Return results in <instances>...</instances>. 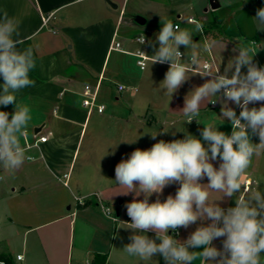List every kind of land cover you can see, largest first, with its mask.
<instances>
[{
  "label": "crops",
  "instance_id": "1",
  "mask_svg": "<svg viewBox=\"0 0 264 264\" xmlns=\"http://www.w3.org/2000/svg\"><path fill=\"white\" fill-rule=\"evenodd\" d=\"M110 1L116 6L107 0H0V18L7 13L19 20L18 38L24 41L19 47H31L36 59V67L30 73L34 86L16 94L17 104L29 107L32 117L20 143L24 147L31 143L38 127L49 137L47 142L25 148V163L14 174L0 168V202L3 214L8 217L4 223L9 227L0 242L8 241V231H15L25 249V253H17L23 259L13 261L14 264H90L97 253L106 255L104 264H165L159 255L151 261H140L123 251L133 234L123 223L131 222L125 205L132 202L135 193L121 194L127 189L115 182V167L135 149H149L159 140L183 139L186 132L200 138V126L194 133L189 127H182L180 124L185 118L178 111L184 106L189 91L207 78L196 73L198 70H191L189 79L172 98L160 84L164 74H155V78L161 79L158 81L136 78L129 68V56L135 58L132 51L137 44L131 30L121 32L119 27L127 0ZM156 1L161 5L150 11L149 25L136 34L147 38L145 48L149 61H153L151 56L159 47L156 34L161 26L157 23L161 18H168L160 16L158 10L178 7L172 22L183 28L193 29L196 23L200 24L192 14L188 17L197 22L188 21V17L186 23L180 22L177 17L182 15L180 5L170 6L168 0ZM215 1L219 5L214 12L219 15L223 36L209 37L202 29L193 40L199 44L202 59L212 56L219 65L222 58L220 72L223 73L228 60L238 54L233 49L243 43L240 35L256 42L257 37L253 35L256 13L252 8L254 4L264 5V0H238L227 7H223L221 0ZM209 7L210 0L204 14ZM138 16L129 24L131 28L148 24L143 16L145 22L139 23ZM116 41L126 51L112 48ZM205 45H210L208 51H204ZM254 62L262 66L257 59ZM87 84L98 86L97 102L105 105L103 111L89 110L83 105ZM120 84L125 89L120 90ZM229 106L239 112V107L232 102ZM220 109L219 100L207 103L199 117L213 121L220 115ZM14 110V104L0 106V111L12 113ZM158 132L156 139H152L151 134ZM219 163V160L213 161L216 167ZM207 182L206 178L201 181ZM178 187L179 184L166 186L159 197L161 201L170 194L174 196ZM221 195L212 193L211 197L218 199ZM24 197L30 202H13ZM77 197L85 203H79ZM156 198L154 193L149 202H155ZM138 199H143V194ZM219 203L225 209L235 206L234 199L225 198ZM105 207L111 209L112 216L105 213ZM200 223L180 228L177 233L169 230V235L186 240ZM147 235L155 237L153 232ZM222 239L214 240V246L221 248ZM199 250L202 249L195 251ZM193 264H202V261L197 259Z\"/></svg>",
  "mask_w": 264,
  "mask_h": 264
},
{
  "label": "clouds",
  "instance_id": "2",
  "mask_svg": "<svg viewBox=\"0 0 264 264\" xmlns=\"http://www.w3.org/2000/svg\"><path fill=\"white\" fill-rule=\"evenodd\" d=\"M253 18L257 31H264V7ZM160 22L162 27L156 34L159 47L151 56L152 64H169L160 84L172 98L189 79L191 69L201 66L199 44L193 36L202 33V25L182 29L166 18ZM19 23L7 13L0 18V106L15 105L12 113L0 111V168L8 174H14L25 163L20 138L32 119L29 107L17 104L16 94L35 84L30 78L36 67L34 51L19 47L24 43L18 38ZM145 39L144 35L138 37L140 44ZM181 46L188 51L182 53ZM209 47L205 45L204 51ZM233 51L238 54L228 60L223 73L222 58L215 70L205 65L196 72L207 79L189 91L178 111L184 122L201 123L197 119L201 108L219 100V117L231 124L230 134L219 131V124L202 123V139L186 132L183 139L159 140L149 149H135L116 165L115 182L127 189L121 194L135 193L132 202L125 205L131 222L122 221L133 233L129 236L131 242L122 248L128 256L151 261L159 255L165 264H193L197 259L202 264H262L264 191L250 188L242 178L251 168L253 157L264 151V66L254 62L257 52L243 44ZM229 102L240 108L239 115ZM257 103L259 107H249ZM159 134H151L152 139ZM252 136H258V144L252 142ZM217 160L218 167L213 164ZM205 178L208 182L201 183ZM172 184H179L175 195L161 201L164 188ZM154 193L155 202H149ZM212 193L222 195L214 199ZM141 194L143 199H138ZM225 198L234 199L235 206L221 207L219 201ZM197 221L201 223L186 240L169 235V230L177 233ZM148 232L155 233V237L150 238ZM220 238L222 247L217 248L213 241Z\"/></svg>",
  "mask_w": 264,
  "mask_h": 264
},
{
  "label": "rangeland",
  "instance_id": "3",
  "mask_svg": "<svg viewBox=\"0 0 264 264\" xmlns=\"http://www.w3.org/2000/svg\"><path fill=\"white\" fill-rule=\"evenodd\" d=\"M238 0H221L223 7L227 5H229L230 3H235ZM168 3L170 4V6L172 5H180L181 9L179 10V12L182 14L180 18H178V20L182 23H186L187 22V17L189 16V14H192L194 17L198 18L200 24L202 21H206L209 18H217L219 19V15H217L216 12H213L214 9L209 7V10L205 13V7L206 4L208 5L209 0H168ZM161 5L160 1H156V0H127V2L125 3V11L122 14L121 17V22H120V30L121 32H125V31H129L131 30V35L135 36L136 34H138V32L141 30L140 28H144L146 26L149 25L150 22V11L153 10L155 7H159ZM169 6V7H170ZM222 7V8H223ZM261 7H264V5H259V4H254L253 6V12H257V10ZM169 10L166 9H161L158 10L159 13L161 14L160 16L163 17H168L169 20H174V17H176V13L175 12L177 8H168ZM120 11V8L117 10V12ZM156 11V10H155ZM203 14V15H202ZM137 15L143 16L145 18H147L148 20V24H146L145 26L140 25L139 28H131L129 26L130 23L133 22V20L135 19V17ZM202 15V16H201ZM223 16V15H222ZM221 16V17H222ZM167 18V19H168ZM157 26H161V22L159 21V23H157ZM256 26V24H255ZM254 26L253 29V35H255L257 37L256 42L251 41V39H244L241 35H240V41L243 42L242 44L244 46H247L249 48L252 49L253 52H257L254 60L257 59L259 61V63L264 66V47H260L259 45L264 44V31H257V28ZM182 29H184L182 26H180ZM198 34V33H196ZM194 34V35H196ZM216 35L218 36H223V33H217ZM181 48L185 49L183 46H181ZM130 59V63H129V68L130 71L133 72V74L136 76V78L138 79H143V80H147V79H151V80H161L160 77H156L155 78V74L157 75H165V73L168 71L169 65L166 64H160V63H154L152 64V61L148 62V66L145 70H141L135 63V58L132 56H129ZM133 75V76H134ZM134 76V78H135ZM118 80V79H117ZM116 80V81H117ZM259 107L260 104L257 103L255 105H249V107ZM239 112H237L238 115ZM201 118V119H200ZM201 123H197L196 120H193L191 123H186L183 121L181 122L180 125H182V127L186 126L189 127L190 130H192V132L196 131V129L199 127L200 132H198V136L202 139L200 133L201 130L203 129L204 124H211V123H215V124H219L218 125V130L219 131H223L226 134H230L232 131V126L229 122H227L225 120V122L223 123V120L221 117H217L215 118L213 121L207 119L205 116H200L197 118ZM209 121V122H208ZM223 123V124H220ZM201 124V125H200ZM193 132V133H194ZM189 134H192L191 132H189ZM252 142L253 143H259V138L258 136H252L251 137ZM244 179V183L246 184V181L248 180V185L250 188L252 189H258L260 191H264V151H261V153L258 156L253 157V164L251 166V168L248 170L247 173H245V176L243 177ZM27 196V195H26ZM21 200H25L27 203L30 202L29 200H26V198H17V200L15 199L13 202L16 204V202H20ZM40 203V201H36V203ZM33 203V202H32ZM1 204V208L0 209V239L6 234L7 231V225L6 223H4L6 220L7 215L4 213L3 214V203L0 202ZM15 218H21V216L15 215ZM14 230V229H13ZM2 236V237H1ZM7 236L9 237L8 241L6 240H2L0 242V250L2 251V253L0 254V259H6L7 261H9L6 264H14L13 261H18L16 259V255L18 252H22L25 253V249L22 246L21 243V238L19 237V235H17L14 232H9ZM22 263V262H19Z\"/></svg>",
  "mask_w": 264,
  "mask_h": 264
},
{
  "label": "built area",
  "instance_id": "4",
  "mask_svg": "<svg viewBox=\"0 0 264 264\" xmlns=\"http://www.w3.org/2000/svg\"><path fill=\"white\" fill-rule=\"evenodd\" d=\"M44 21L46 22L47 21V18H44ZM188 21L190 22H197V20L193 17H188ZM175 24H178V23H175ZM179 25V24H178ZM143 36L142 34H139V35H136L134 36L133 40L134 42L137 44L136 48L132 51L133 55L135 56L136 58V64L138 65V67L141 69V70H145L148 66V61L150 59V56L145 48V45L147 43V38L145 39V43L144 44H140L139 40H138V37H141ZM114 49H118V50H122V51H126V49H124V47L122 46L121 42L120 41H116L114 46L112 47ZM182 53H185L184 51L180 50ZM185 61L184 63L187 64L188 61H187V57L185 56ZM205 65H208L210 67L213 68V70H215V67L218 66L217 62L215 61V59L211 56L209 59H202L201 58V66L198 67V68H194V69H191V70H198V71H201L203 70L204 66ZM191 67V66H189ZM119 89L120 90H123L125 89V85L123 84H120L119 86ZM83 96H84V99H83V105L87 106L89 108V110H92L93 108H96L99 112L103 111L104 108H105V105L102 104V103H98L97 102V96H98V86L96 87H92L91 85L87 84L84 88V91H83ZM239 112H240V108H239ZM239 115V113H238ZM38 127V129H36L34 131V139L31 143H28L26 144V147L25 148H29V147H32V146H38L40 143H44V142H47L48 141V136L45 135L43 132H42V128ZM28 158H33L31 156H29ZM64 176H67V174H65ZM248 180L246 181V184H248ZM65 184H68L67 181H65ZM77 200L79 203L83 204L85 203L84 199L80 198V197H77ZM105 213L108 214V215H111L112 216V211L109 207H105ZM129 218V217H128ZM16 259L18 261H21L23 259V255L22 254H18L16 256ZM7 262L0 259V264H6Z\"/></svg>",
  "mask_w": 264,
  "mask_h": 264
},
{
  "label": "trees",
  "instance_id": "5",
  "mask_svg": "<svg viewBox=\"0 0 264 264\" xmlns=\"http://www.w3.org/2000/svg\"><path fill=\"white\" fill-rule=\"evenodd\" d=\"M201 25H202V29H203L205 35H207L209 37H217L216 32L217 33L222 32L221 22L216 17L215 18L214 17L209 18L206 21H202ZM2 260H4V259H2ZM4 261H6L7 263L9 262L6 259ZM105 261H106V255L97 253L94 255V258L90 264H104Z\"/></svg>",
  "mask_w": 264,
  "mask_h": 264
},
{
  "label": "water",
  "instance_id": "6",
  "mask_svg": "<svg viewBox=\"0 0 264 264\" xmlns=\"http://www.w3.org/2000/svg\"><path fill=\"white\" fill-rule=\"evenodd\" d=\"M107 1H108L111 5L116 6V5H115L114 3H112L110 0H107ZM218 5H219V4H218L217 1H215V0H210V7H211V8L215 9ZM206 10H208V9L206 8ZM177 17L179 18V17H181V15L178 14ZM137 21H138L139 23H144V22H145V19H144L143 17H141V16H138V17H137Z\"/></svg>",
  "mask_w": 264,
  "mask_h": 264
}]
</instances>
